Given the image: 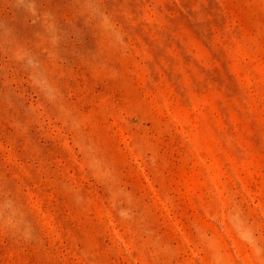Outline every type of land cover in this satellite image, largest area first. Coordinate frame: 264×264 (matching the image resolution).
Returning a JSON list of instances; mask_svg holds the SVG:
<instances>
[{
  "label": "rangeland",
  "instance_id": "374dc122",
  "mask_svg": "<svg viewBox=\"0 0 264 264\" xmlns=\"http://www.w3.org/2000/svg\"><path fill=\"white\" fill-rule=\"evenodd\" d=\"M0 264H264V0H0Z\"/></svg>",
  "mask_w": 264,
  "mask_h": 264
}]
</instances>
